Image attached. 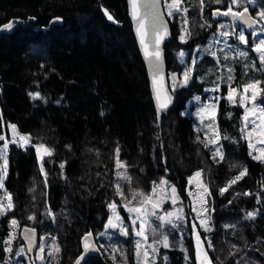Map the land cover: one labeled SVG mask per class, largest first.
<instances>
[{"label":"trees","instance_id":"trees-1","mask_svg":"<svg viewBox=\"0 0 264 264\" xmlns=\"http://www.w3.org/2000/svg\"><path fill=\"white\" fill-rule=\"evenodd\" d=\"M228 2L204 0L201 14L199 0H182L180 6L189 9L191 36L181 45L178 37L184 14L172 22L167 16L171 26L164 44L167 69L172 64L190 67L194 57L196 64L187 86L171 90L173 104L158 120L126 0H0V27L13 25L10 31L0 32V135L17 141L8 145L7 175L0 189L11 194L13 203L12 210L0 216V264H72L81 252L82 235L102 230L110 214L108 204L123 202L116 195V183L127 195L135 184L147 192L152 181L166 177L187 199L188 176L199 169L214 199L216 229L208 232L213 248L206 246L213 264H264V162L253 159L249 142L241 136L244 108L239 106L244 84L261 81L259 88L264 89V70H257L258 55L251 47L242 49L248 52L247 58H231L236 49L217 48L219 64L203 51L218 26L211 10L227 8ZM248 7L251 13L264 11V0H254ZM53 19L58 22L52 23ZM245 35L249 41L251 32ZM229 42L240 43L235 36ZM221 48L230 53L228 60ZM180 52L185 53L183 64L178 63ZM225 66L234 69L232 86L242 88L236 104L224 98L229 83ZM217 85L219 91H212ZM36 92L41 98L33 100L29 93ZM194 96H209L216 102L220 98L215 118L223 160L213 159V146L206 148L200 142L205 134L195 126L197 118L193 112H184L194 105L188 103ZM256 99L264 107V92ZM10 125H15V137ZM20 136L30 137V142L21 141ZM4 143L0 140V147ZM35 143L49 147L52 155H43L39 162ZM117 148L119 160L129 169L131 185L116 177ZM204 162L209 169L201 168ZM245 168L247 174L228 187ZM226 187L221 195L220 189ZM49 209L52 216L47 214ZM249 212H255V217L246 218ZM10 218H16L19 227L8 253L4 242L11 233ZM23 225L37 228L40 239L45 237L44 243L51 245L50 250L44 246V260L37 258L42 240L34 254L25 250L17 254L24 249L19 236ZM174 232L176 241L169 248H159L156 264H196L189 228L182 227L180 238L187 261L177 247L178 231ZM53 244L60 251L48 256ZM85 264L114 263L102 251V257H90Z\"/></svg>","mask_w":264,"mask_h":264},{"label":"snow or ice","instance_id":"snow-or-ice-1","mask_svg":"<svg viewBox=\"0 0 264 264\" xmlns=\"http://www.w3.org/2000/svg\"><path fill=\"white\" fill-rule=\"evenodd\" d=\"M215 3L219 4L222 2V0H214ZM129 3L132 7V18L137 23V33L140 36V43L141 45H145L144 40V34L142 32L143 28V16L140 15L137 11L138 8V0H129ZM182 3V0H171V2H167L166 0V8L168 11V16L172 17L176 13H183L184 14V23L181 27V35L179 36V40L181 43H186L187 38L191 36V32L188 28V20H187V13L189 11L188 8H182L180 5ZM254 3V0H229L228 7L225 11H220L219 9L213 11L212 15L213 17H219V16H225V17H231V20L233 23L239 22L241 25L240 31L237 32L235 28H232L231 31H220V29H226L229 26L226 24H220L218 27V33L221 37H224L225 40L227 38L235 36L236 39L244 44H248V39L245 35V27L247 28H253L254 26L261 23V21H264V11L257 12V18L253 17L249 12V5H252ZM160 4V0H153L152 7L156 8ZM200 5V12L203 13V5L204 0H199ZM239 9V10H234ZM105 15H107V18L109 20H113V17L105 11ZM59 19V18H57ZM12 24L9 23L7 25H4L3 28L5 30L11 29ZM211 25H209L210 27ZM201 27H204V25H201ZM153 33L154 35H158L159 39L155 42L152 51L150 52L148 50L147 45L144 47L145 56L150 59V62L153 65L154 68V75H153V84L155 85L157 82V79L161 76V51L159 48V43L163 41V39L167 36V28L165 23L161 20L160 13L157 11L153 17ZM252 36L255 39V42L252 47V51L256 52L258 55L259 63H260V69L257 70H264V26H261L259 28V31L252 32ZM220 41H216V43H219ZM231 45H229V48L231 49ZM204 52L210 54L213 58H217V52L211 51V47H206L203 49ZM224 55V59L228 60L230 58V53L225 52L223 48L219 50ZM180 56V63H184L183 57L185 56L184 52L179 53ZM248 57V52L243 50H236L235 56L231 58ZM220 61L217 58V64H219ZM196 64L195 57L192 59L191 66L185 68L184 72L181 74V79L178 80L175 73L172 74V90L174 91L177 84L179 83L180 87L187 86L189 80L192 77V73L194 71V67ZM227 67V66H225ZM248 65H245V68H247ZM251 67L253 69L256 68L255 62L252 63ZM227 71L229 75L227 76V82L228 83V93L227 96L224 97L227 99L230 103L236 104L235 96L238 94L237 88L233 87L230 83L234 80V76L231 75L232 72H234V69L232 67H227ZM261 81H254L251 83L244 84L243 87V93H240V99H239V106L244 108V115L241 118L242 121V127L240 129L241 136L243 139L247 140L249 142V148L252 149L254 147L252 143V137L254 133L262 134L264 135V107H260L255 104V98L260 92H264V89L259 88ZM249 90H252V96L248 97L246 94L249 92ZM165 91V102H161V93L159 90L155 91V98L157 100V112L166 109L168 107V104L171 102V97L167 95V89H164ZM212 91H219V85L216 86V88L212 89ZM29 96L33 99H40V93H29ZM199 99V97H197ZM217 100V103L219 101V97L215 98ZM246 100L252 101V107L249 108L245 105ZM216 107L215 104H209L206 105L204 108L200 109V116L201 121L203 122L205 113L208 109H214ZM250 114L252 118H250ZM210 122L205 125V127L208 129V131L205 132V139L201 140V143H204V146L207 148L209 145H212L214 148L213 151V159L215 160L217 156L220 157V160H223V152L222 147L219 145V140L221 139L219 128L216 125L215 116L214 113L209 117ZM10 127L13 129V135L14 137L17 135L15 132V125H10ZM209 133H212L214 138L209 139ZM223 139H229V137L224 136ZM19 139L21 141H28L30 142V137L20 136ZM198 140H200V137H197ZM0 140H5V143L3 144V147H0V160H3V165L0 166V189L4 188L3 180L7 175V149L9 143H17L16 139L13 138L11 141H8L5 139L4 136L0 135ZM207 141V142H205ZM33 147L36 148L37 154L40 157L41 161L43 160V155H52V150L48 149L45 145H33ZM41 151H43V155H41ZM261 155L260 156H253V159H259L262 162H264V148L259 149ZM252 155V153H249ZM117 155V161H116V177L118 180H124L129 185H131L132 177L128 175L127 173V167L123 165V163L119 160V148L116 150ZM61 168L64 167L63 164L60 165ZM123 168V171L120 169ZM41 173H44L43 163H41L40 167ZM202 170L197 171L194 174V177L189 178V185L193 184L194 180L196 178L201 177ZM247 174V169H243L239 172V174L234 177L228 184V187H231L233 184L237 183L239 180H241L245 175ZM45 183H47L46 180V173H45ZM202 191H189L188 195L193 197L191 210L196 213V216L194 217V220L199 221V225L196 223L192 224V231L195 237V259L196 264H213L212 259L208 256V252L204 249L205 241L207 242V247L209 249L213 248L212 242L208 237H204V239H201V234L199 231H197V227L202 228L204 232H211L213 231V228L210 225V219L211 217L206 215L208 213L207 208V200L203 199L202 197L204 195H210L211 193L208 191L207 186H201L200 184H197V188H201ZM116 189V195L121 197V199L124 201L123 207L124 209L129 213V219L131 220V227H132V233L138 237L139 239L136 240L135 246H136V255H137V264H149V257L151 256L150 264H156V256L159 254V248L156 245H160L163 248H169L171 245L168 242V236L163 235L162 239L160 240H153L151 243H148V235L147 231L148 228L151 227L149 225V217H155L157 220L161 222V226L164 223L172 224L173 227H177L173 223L172 218L175 217L178 220L183 221L184 219V213L183 209H175L171 212H166L164 215H157V209L161 208L164 204L165 200H170L173 206H175L177 203L180 202V198L177 194L176 188L173 185H170L167 180L161 178L159 183L153 182V188L151 190L150 194H145L143 192L137 191L135 189L132 190L131 197H127L123 191L122 185L120 183L115 184ZM29 191H33V189H29ZM227 191L226 188L220 189L221 195ZM245 195H250V193H245ZM6 196V203L3 200H0V216H4L7 214V212L11 211L13 208L12 203V197L11 194L7 193L5 191ZM200 197V200H197V198ZM133 201L136 203L133 204ZM231 203V201H229ZM259 203V200H258ZM149 205H151V209H149ZM109 209L112 212V216L109 217L107 224L105 225V229H118L119 233L121 235L127 236L129 233L128 227L124 226L123 224V218L119 215V212L117 211V203L116 201H113L108 204ZM49 216H52V212L49 209L48 213ZM256 215L255 212H249L247 214L248 219L254 218ZM29 220H34V216H29ZM139 221V227H137V223ZM10 226L15 230V228L19 227V222L15 219H12L10 221ZM228 227H234V225H225V228ZM35 228H25L23 229L22 235L24 240L28 243V251H32V247L34 245L35 241ZM152 234H156V229L152 228ZM92 233L88 232L85 233V235L81 238L82 239V247L83 252L81 255L76 259L75 264H81V262L85 259L86 254L91 250H97L95 244L92 242ZM101 236L104 235V233H100ZM14 231L9 234V239L5 241L4 243L7 245V247L4 249L5 252L11 253L12 252V240L15 239ZM45 237H41L42 241H45ZM53 241H55V237L52 238ZM103 247V245H101ZM235 247V246H233ZM149 249L151 252H149ZM60 249L57 245L53 244L52 250L48 252V256H55L57 253H59ZM119 251V249H113V252ZM181 251L185 252V260L187 261L189 259L187 255V250L181 246ZM24 252V249L21 248L18 255L22 254ZM44 252L45 248L43 245L39 247V253L37 255V258L40 260H44ZM141 252L143 253V260H140ZM113 260L115 261V257H113ZM164 260H167V257H164ZM6 264V262H5Z\"/></svg>","mask_w":264,"mask_h":264},{"label":"rangeland","instance_id":"rangeland-1","mask_svg":"<svg viewBox=\"0 0 264 264\" xmlns=\"http://www.w3.org/2000/svg\"><path fill=\"white\" fill-rule=\"evenodd\" d=\"M167 2H171V0H167ZM163 6H164L165 14H166V16H168V11H167V8H166V0H163ZM226 7H228V6H226ZM215 8H217V7H215ZM215 8H213V9H215ZM221 9H227V8H221ZM234 10H239V9H235V7H234ZM249 10H250V8H249ZM257 12H259V10H255V11L252 10V13L256 17H257ZM178 14L179 13H176L172 17H169L168 16V18L170 19V21L172 19H174L175 17L177 19H179ZM183 23H184V21L181 22V27H182ZM216 23H217L218 26L214 29L215 31L212 32V35L208 39V46L211 47V51H215L219 47L229 48V45L232 46L231 49H236V50H239V49L242 50L244 48H247L248 46H250L252 48L253 47V44L255 42V39L252 36V32H254V31L258 32L259 31V28L261 27L260 24H259L257 27H255L251 31L250 39H251L252 42L249 39L248 44L247 45H244L242 43H239L238 44V43L229 42V39L230 38L233 39L232 37H229V38H227V40H225L224 37H221L219 35V33H218V27L222 23L228 25L229 27L226 28V29H220V31H225V30L231 31L232 30L231 29V26H230V24H229L228 21L216 20ZM193 25L194 24H191V26H193ZM262 26H264V25H262ZM234 28L236 29V27H234ZM179 30H180V33H181V28ZM216 41H220V42L219 43H216ZM188 42H189V40L187 38V42L186 43H188ZM181 44H183V43H181V41L179 40V37H178V45H181ZM178 63L180 64L179 60H178ZM176 68H179V69L176 70ZM184 70H185V68L183 66L180 67L179 65H176V64L170 65L169 70H167V74H168L169 86H170V89L171 90H172V79H171L172 74L175 73L176 76H177V78H178V80H180L181 79V74L184 72ZM189 82H190V80H189ZM178 85H179V83L177 84V86ZM241 89H242L241 87H240V89H237L238 92ZM241 93H243V91ZM209 96H212V92L209 94ZM209 96H208L207 99H203V98L197 99L194 96L193 98H191V99L188 100V103H192L193 102L194 105L193 106H188V107H186L184 109V112L185 113L193 112L194 116L197 118V121H196L195 126L200 129L201 134H205V132L208 131V129L205 127V125L210 122L209 117L213 113H214V116L216 114L215 113L216 107L214 109H208L206 111V113H205V117H204L203 122L201 121V116L199 114L200 113V109L201 108H204L206 105H209V104H215L216 105V103H217L216 101L210 100V97ZM226 96H227V94H226ZM237 96H238V94L235 97H237ZM246 96L251 97L252 96V90H249V92L246 94ZM255 100H257V99L255 98ZM254 102H255L256 105L260 106V104L257 101H254ZM245 105L247 107L251 108L252 107V101L251 100H246L245 101ZM243 115H244V112H243ZM250 118H252L251 114H250ZM215 121H216V118H215ZM241 123H242V121H241ZM10 130L13 132V129L11 127H10ZM213 138H214L213 134L212 133H209V139H213ZM252 143L254 145V147L251 149V152L254 153L253 156H260L261 153L258 150L264 148V135L258 134V133H254L253 134V137H252ZM34 145H40V144L39 143H35ZM198 145H200V144H198ZM47 148L49 149V147H47ZM213 150H214V148H213ZM36 153H37V151H36ZM41 155H43V151H41ZM37 156H38V154H37ZM38 160H39V162H41V159H40L39 156H38ZM123 165H125L127 167L126 164L123 163ZM204 167H207L208 168V163L206 164L204 162L202 164L201 168H204ZM197 171H201V170L200 169L199 170H196L192 174H190L188 176V181H189V178L194 177V174ZM127 172H129L128 167H127ZM161 178L167 180L170 185L175 186L172 183V181L171 180H168L166 177H158L154 181L157 182V183H159V181L161 180ZM154 181H152V183H151V185L149 187V190L147 192H144L145 191L144 190L143 193H145V194H150L151 193V190L153 188V182ZM197 184H200L201 186H207L208 191L210 192L209 185L206 182V180L204 179V176H203V173H202L201 174V177L196 178L194 180L193 184H191V185L188 184V187H187V189L185 191V196L187 197V199H185V197L182 196L181 193H179V191L176 189L177 194H178V196L180 198V202L177 203L175 206H173V204L171 203V201L166 199L165 202H164V204L162 205V207L156 210L157 211V215H164L166 212H171V211H174L175 209L182 208L183 209V213H184V219H183V221L178 220L175 217L172 218L173 223L175 225H177V227H173L172 224H168V223H164L161 226V222L159 220H157L155 217H149L148 223H149V225H151V227H149L148 228V231H147V235L149 237L148 243H151L153 240H160V239H162L163 235H167L168 236V242H169V244L171 246H173L172 245V242L176 241V239H177V236L175 235V232H174L175 229H176L178 231L177 232L178 233L177 235H179L178 240H177V247H181V245H180V238L184 234V233H182V227H183L184 230H187L189 228L190 234L192 236L193 247L195 249L196 242H195V237H194V234H193V231H192V224L193 223H196L197 225H199V221L194 220V217L196 216V213L191 210V205H192L193 197L189 196L188 193H189V191H193V192L202 191V187L201 188H197ZM133 189L142 192V190H140L138 184H135L133 186L132 190ZM131 193L132 192H129V194H127L126 196L130 198L131 197ZM202 198L207 200V205L206 206L208 208V213H206V215H208V216L211 217V219H210V225H211V227L213 228V231H214L216 229V226L213 223V213H214V199H213V196L211 194L210 195H204ZM200 199H201L200 197L197 198V200H200ZM0 200H3L6 203V196H5V191L4 190H0ZM135 203L136 202L133 201V204H135ZM123 204H124V201L121 204H118L117 203V205H118L117 211L119 212V215L123 218V224H124V226L128 227V229H129L128 235L127 236L121 235L119 233L118 229H111V228H109L107 230L105 229V225L107 224L109 217L112 216V212L110 210V214H109V216H108V218H107V220H106V222L104 224L103 229L100 230V231H98L95 234V238H96L97 244L100 246L101 250L105 252V254L107 255L108 259L111 260V262H113L114 264H130L131 261L133 262V264H137L138 258H137V255H136V246H135V243H136V240L139 239V238L136 237L132 233L131 220L129 219V213L124 209ZM148 207H149V209H151V205H149ZM12 219L17 220L16 218H10V221ZM137 227H139V221L137 223ZM17 228H15V230H13V228H11V233L13 231L16 233ZM152 228H155L156 229V234L155 235L152 234ZM200 229H202V228H199V226H198L197 227V231L200 232ZM100 233H104V235L101 236ZM204 237H208L209 238V233L208 232H204L201 235V239H204ZM41 242H42L41 239H39V243L40 244H41ZM41 245H43V246L47 245L48 246V249L49 250L51 249V245L44 243V241H43V244H41ZM101 245H103V247H101ZM156 246L158 248L161 247L160 245H156ZM206 246H207V242L205 241L204 249L207 251ZM114 248L115 249H119V251L113 252V249ZM19 249H20V246H19V248L17 250H19ZM24 250H25V248H24ZM195 251H196V249H195ZM149 252H151L150 249H149ZM113 257H115V261L113 260ZM139 259L140 260H143V253L142 252H141V256H140ZM150 261H151V256L149 257V264H150ZM16 264H21V263L19 262V263H16Z\"/></svg>","mask_w":264,"mask_h":264},{"label":"water","instance_id":"water-1","mask_svg":"<svg viewBox=\"0 0 264 264\" xmlns=\"http://www.w3.org/2000/svg\"><path fill=\"white\" fill-rule=\"evenodd\" d=\"M126 2H127L128 17H129V19L131 21L132 31H133V34H134V37H135V40H136V44H137L139 53L141 55V58L143 60L144 65H145L146 74H147V78H148V82H149V88H150L151 98H152V101H153V104H154V107H155V110H156L157 118L159 120L160 117H161V113L164 112V111H167L168 109H170V107L173 104V94H172L171 89H170V86H169V80H168V74H167V70L168 69H167V65H166V57H165L166 55H165V48H164V44L166 43V41L168 39V36L171 33L170 22H169L166 14H165V11H164L163 0H160V4L156 8H153L152 7L153 0H138V8H137V11L144 18L143 19L142 32L144 34L145 45H147L148 50L150 52L152 51L155 42L159 39V36L158 35H154V33H153V17H154V15H155V13L157 11L160 13L161 20L165 23L166 28H167V36L163 39L162 42L159 43V48H160L161 57H162V60H161V76L157 79V82L154 85L153 84V75H154L153 65L150 62V59L145 56V52H144L145 45H141V43H140V36L137 33V27H138V25H137V23L132 18V7H131V5L129 3V0H126ZM217 9H219V8H215V9H212L211 10V17H212L213 20H215V19L218 20V19L222 18V19H227L230 22H232L231 17H225V16L213 17L212 13H213V11H215ZM219 10L220 11H225L226 9H219ZM249 12H250V10H249ZM250 14L253 17L257 18L251 12H250ZM51 22L52 23H57L58 21H57V19H53ZM7 24H9V23H7ZM7 24H4V25H7ZM4 25H2L0 27V32H8V31H10V29L5 30L3 28ZM258 25L254 26L253 28H247V27H245V29L247 31H251L255 27H257ZM165 88L167 89V95L171 97V102L168 104V107L166 109H164V110H162V111H160L158 113L157 112V100L155 98V91L156 90H159L160 91V93H161V102H165V91H164ZM25 228H35V227H31V226H28V225H23L20 228V231H19V236H20V238L22 240V243H23V246H24V248L26 250V253H28V254H34L35 253V250L37 248V245L39 243L40 233H39L38 229L35 228L36 229L35 241H34V245L32 247V251L29 252L28 251V243H27L26 240H24L23 235H22L23 229H25ZM84 235H82V237ZM92 242L95 244L97 250H91V251H89L86 254V256H85V259L81 262V264H85V262L90 257H92V256L98 257V256H101L102 255V251L100 250L99 245L97 244V241H96V238H95V234L92 235ZM80 247H81V252L77 255V257L74 259V261H73L72 264H75L76 259L83 252L82 239H80Z\"/></svg>","mask_w":264,"mask_h":264},{"label":"flooded vegetation","instance_id":"flooded-vegetation-1","mask_svg":"<svg viewBox=\"0 0 264 264\" xmlns=\"http://www.w3.org/2000/svg\"><path fill=\"white\" fill-rule=\"evenodd\" d=\"M220 21H228L229 22V24H230V26H231V29L232 28H234V27H237V22L236 23H233V22H230L229 20H227V19H223V20H220ZM240 27H241V25L240 24H238ZM247 30L245 29V32H246ZM252 31V30H251ZM251 31H249V32H251ZM232 38H234V36H232ZM249 48H250V46H248ZM99 248H100V246H99ZM100 250H101V248H100ZM102 251V250H101ZM92 257H96V256H92ZM99 258L100 257H102V255L101 256H98Z\"/></svg>","mask_w":264,"mask_h":264},{"label":"bare ground","instance_id":"bare-ground-1","mask_svg":"<svg viewBox=\"0 0 264 264\" xmlns=\"http://www.w3.org/2000/svg\"><path fill=\"white\" fill-rule=\"evenodd\" d=\"M222 19V18H221Z\"/></svg>","mask_w":264,"mask_h":264}]
</instances>
